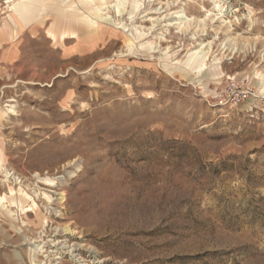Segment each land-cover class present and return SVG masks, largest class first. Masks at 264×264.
<instances>
[{"label": "rangeland", "instance_id": "374dc122", "mask_svg": "<svg viewBox=\"0 0 264 264\" xmlns=\"http://www.w3.org/2000/svg\"><path fill=\"white\" fill-rule=\"evenodd\" d=\"M16 1L0 0V109L16 112L0 264H264V0H94L101 40L66 53L47 37L59 8L13 26Z\"/></svg>", "mask_w": 264, "mask_h": 264}, {"label": "bare ground", "instance_id": "6f19581e", "mask_svg": "<svg viewBox=\"0 0 264 264\" xmlns=\"http://www.w3.org/2000/svg\"><path fill=\"white\" fill-rule=\"evenodd\" d=\"M93 1L94 0H31L29 3H27L25 0H17L16 2H13L12 5L9 7V9L12 11V14L15 16V18H13L11 22L14 26L18 24V21L21 20L25 21L27 15H29V12H32L34 9H36L38 3L41 2L42 6L45 3H47L52 6L58 7L60 10L56 15L52 16L50 28L47 30V37L54 46H57L63 52L66 53L67 52L66 42L75 41L81 45L85 44L88 45L89 47H92V49H94L93 47H95L96 43L99 40H101L103 36V32H102L103 26L100 22L95 21L88 11L89 9H92L97 6V4L93 3ZM211 4L214 5V8L217 9L216 11L218 13H221L220 6L217 5V0L213 1V3ZM100 6L101 4H98L97 7ZM118 11L121 12V9L119 8ZM183 12H184L183 10H177L173 12L174 17H172L173 19L169 24V26H175L181 32L185 30L187 27V20H186L187 17H185V14ZM151 29L152 27L147 29L146 32H144L141 29L139 30L142 31L144 35V34H148V32ZM131 43L132 41L130 39L126 40V46L131 45ZM207 46H209V44L204 45L202 43H199L198 44L199 51H204ZM5 107H7V110H5V112H2V110L0 109V121L3 115L8 113H12V114L16 113L14 110L15 109L14 105L5 106ZM2 162H3L2 151L0 147V168ZM68 165H70V162L66 163V166ZM4 172H5V178L7 180L11 179L9 173L7 171ZM68 174L72 175V173H68ZM13 180L16 182L17 178H13ZM50 185L54 187L53 183ZM11 191L12 190L9 189V192ZM59 195L61 199H63V193H60ZM2 199L5 200L6 202L9 201L10 203L13 201V198L11 196L7 198L4 195ZM67 230L68 229L66 228L65 231ZM62 246L68 249V251L71 254V257L74 258L78 257V254L75 255L76 252L75 246H67L66 242H64ZM49 253H53V252L51 251Z\"/></svg>", "mask_w": 264, "mask_h": 264}, {"label": "built area", "instance_id": "2783aa9c", "mask_svg": "<svg viewBox=\"0 0 264 264\" xmlns=\"http://www.w3.org/2000/svg\"><path fill=\"white\" fill-rule=\"evenodd\" d=\"M221 97L226 104L238 105L245 101L247 92L242 83L230 80L222 90Z\"/></svg>", "mask_w": 264, "mask_h": 264}]
</instances>
